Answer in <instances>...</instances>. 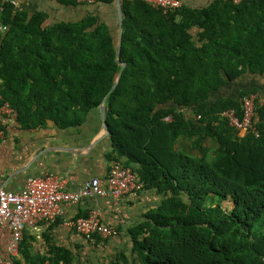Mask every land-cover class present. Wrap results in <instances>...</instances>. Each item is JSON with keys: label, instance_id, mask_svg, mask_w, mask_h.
Listing matches in <instances>:
<instances>
[{"label": "trees", "instance_id": "1", "mask_svg": "<svg viewBox=\"0 0 264 264\" xmlns=\"http://www.w3.org/2000/svg\"><path fill=\"white\" fill-rule=\"evenodd\" d=\"M122 8L126 67L106 100L114 143L107 156L131 166L145 187L168 188L132 230V264H264V103L257 107L261 135L241 138L219 115L242 114L241 101L214 95L249 72L264 77V0H215L167 14L140 0H122ZM47 18L4 4L0 92L26 128L48 120L81 125L118 78V35L95 14L49 25ZM181 134L197 135V145L212 137L215 153L178 151Z\"/></svg>", "mask_w": 264, "mask_h": 264}, {"label": "crops", "instance_id": "2", "mask_svg": "<svg viewBox=\"0 0 264 264\" xmlns=\"http://www.w3.org/2000/svg\"><path fill=\"white\" fill-rule=\"evenodd\" d=\"M213 1L183 0L184 5L191 8L207 7ZM14 5L16 10H27L30 15L37 11L47 13L48 25L62 21L75 22L95 14L109 26L112 33H119L116 0L110 3L99 0L82 3L77 0L76 4L58 0H15ZM198 32L197 28L192 30L193 34ZM254 88L264 95V77L249 72L227 83L214 95L215 98L241 101L242 92ZM263 103L264 98L260 105ZM179 110L187 118L198 119L192 108L180 107ZM3 123L5 138L0 143V178L6 189L21 192L29 177L46 174L59 176L69 190H77L92 177L106 184L109 168L113 164L107 155L113 150L114 143L110 132L103 128L100 108L94 110L83 124L71 127H59L48 120L45 125L26 128L19 122L15 110L4 115ZM235 135L240 136L236 132ZM197 139V135L181 134L174 147L197 157L202 155L200 146L209 155L215 153L217 144L212 137L205 138L201 145L196 144ZM167 192L168 188L159 184L152 187L144 185L141 190L133 191L119 200L112 196H94L65 206L64 216L69 218L84 217L93 211L98 213L101 221L113 228V233L107 238H88L64 225L60 219L50 224L42 223L25 230L17 260L20 264H57L52 261L61 253L66 257L60 259L59 264H132L135 261L132 230L160 206ZM10 236V226L4 227L0 232V256L8 257Z\"/></svg>", "mask_w": 264, "mask_h": 264}, {"label": "built area", "instance_id": "3", "mask_svg": "<svg viewBox=\"0 0 264 264\" xmlns=\"http://www.w3.org/2000/svg\"><path fill=\"white\" fill-rule=\"evenodd\" d=\"M82 3H93L95 0H78ZM136 1V0H129ZM152 7L160 8L165 14L181 9L183 0H140ZM235 4L243 0H224ZM15 4V0H0V11L5 3ZM8 30L6 23L0 22V36ZM264 95L261 92H250L242 97V114L235 108H229L219 113L228 120L237 134L244 137L251 133L256 137L261 135L256 121H258L257 107ZM13 111L8 101L0 92V143L5 138L3 117ZM200 118V115L197 116ZM165 120H172L171 116ZM239 136V137H240ZM144 182L132 167L122 163H113L108 171L106 184H102L97 177H92L77 190L65 187V181L57 175L46 174L28 178L21 192H13L5 188L0 178V232L10 226L11 236L7 246L8 257L0 256V264H14L18 257L25 230L35 228L45 223L62 221L64 225L72 227L88 238H107L113 233V228L101 221L98 213L90 212L87 216L69 218L64 216L63 207L79 203L83 199L94 196H112L116 200L127 194L141 190Z\"/></svg>", "mask_w": 264, "mask_h": 264}, {"label": "water", "instance_id": "4", "mask_svg": "<svg viewBox=\"0 0 264 264\" xmlns=\"http://www.w3.org/2000/svg\"><path fill=\"white\" fill-rule=\"evenodd\" d=\"M117 2V7H118V17H119V33H118V42H117V53H116V59L119 63H121L122 67L121 70L119 72L118 78L116 80V82L114 83V85L112 86V88L110 89L109 93L104 97L102 103L100 104L99 108L101 110V114H102V119H103V128L109 133L110 129L109 126L107 124L106 121V100L108 95L113 92V90L115 89V87L118 84V81L122 75V72L124 71L125 67H126V62H122L119 59V55H120V51H121V45H122V37H123V20H124V12H123V8H122V0H116Z\"/></svg>", "mask_w": 264, "mask_h": 264}, {"label": "rangeland", "instance_id": "5", "mask_svg": "<svg viewBox=\"0 0 264 264\" xmlns=\"http://www.w3.org/2000/svg\"><path fill=\"white\" fill-rule=\"evenodd\" d=\"M241 78V77H240ZM239 79V78H238ZM236 86V85H235Z\"/></svg>", "mask_w": 264, "mask_h": 264}]
</instances>
